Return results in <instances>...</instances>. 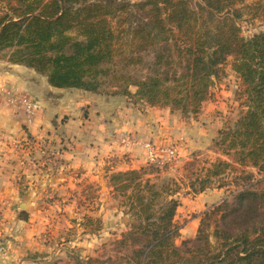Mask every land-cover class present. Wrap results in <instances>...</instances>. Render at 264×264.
<instances>
[{
    "label": "trees",
    "instance_id": "16d2710c",
    "mask_svg": "<svg viewBox=\"0 0 264 264\" xmlns=\"http://www.w3.org/2000/svg\"><path fill=\"white\" fill-rule=\"evenodd\" d=\"M0 59L54 89L122 97L191 120L216 102L229 69L242 111L212 140L228 160L192 170L181 185L196 197L227 190L220 183L232 179L237 192L193 217L192 240L176 244L181 186L151 180L162 168L113 172L107 181L133 221L125 263L264 264V0H0ZM139 66L148 71L142 80L129 74ZM109 84L115 90L104 93ZM93 224L99 232L86 220Z\"/></svg>",
    "mask_w": 264,
    "mask_h": 264
},
{
    "label": "crops",
    "instance_id": "0c3cea01",
    "mask_svg": "<svg viewBox=\"0 0 264 264\" xmlns=\"http://www.w3.org/2000/svg\"><path fill=\"white\" fill-rule=\"evenodd\" d=\"M3 87L28 94L40 111L32 127L25 131L22 114L9 108L0 96V264H69V246L75 242L59 245L63 233L58 223H66L67 228L71 224L80 226L82 205L73 195L82 189V184L97 183L100 206L107 207L111 189L106 175L144 168L147 156L143 143L162 147L177 138L189 143L187 148L200 149L201 142L210 143L218 133L212 110H208L218 109L217 102L206 107L207 116L203 115L202 122H185L168 109L139 111L122 97L51 88L45 77L0 59V88ZM125 134L134 136L137 145L122 146L119 138ZM27 139L49 142L59 163L47 162L44 168V163L37 162L41 159L36 150L29 158L30 151L16 144ZM221 191H206L191 203L181 198L177 214L181 208L194 206ZM207 203L200 213L216 204ZM124 220L123 217L120 222ZM198 221L193 219L185 227H191L192 235ZM79 241L78 254L85 252L82 247L90 250V244Z\"/></svg>",
    "mask_w": 264,
    "mask_h": 264
},
{
    "label": "rangeland",
    "instance_id": "374dc122",
    "mask_svg": "<svg viewBox=\"0 0 264 264\" xmlns=\"http://www.w3.org/2000/svg\"><path fill=\"white\" fill-rule=\"evenodd\" d=\"M253 25L254 26L251 29L255 30L260 27L261 23L259 21H256L255 23H253ZM225 72L226 76L220 82L216 83V88L214 89V99H216V102L218 103V109H208L209 111L212 110L210 113H212L213 115L214 123L216 125V128H218V131L224 130L227 127H232L242 111L240 102L237 99V95H235L236 89L238 87L237 79L229 69H226ZM129 74L135 79L142 80L146 78V76L148 75V71L146 67L139 66L137 68L130 69ZM113 86L115 85H106L102 90L104 91V93L110 94L112 90H115L113 89ZM130 90L134 92L136 88L131 87ZM134 109L140 111L141 106ZM175 115L178 116L180 120H183L185 122L189 120L179 112H177ZM203 115L207 116V114H204V112H200V114L197 116V119L201 120V122L202 120H205V117ZM45 143L47 146L46 148L50 152H53L48 156L47 154H41L37 148L27 147L25 143H20L17 146L24 147L29 150V158H33L34 152L32 150H36V152L40 154L41 159H37V162H39V164L44 163V168L47 167V162H53L57 165L59 163L57 153H55L52 145L49 146V142L45 141ZM188 144L189 143H186L181 139H174L173 142L170 143V146H174L177 148L176 158L172 160L167 166L163 167L159 171V174L151 180H154V182L157 184H163L170 180H176L181 186V195L178 196L177 199L180 202V199L184 198L187 200V202L191 203L193 202L194 197L186 196V188L182 187L181 185L188 183L189 180L192 179L189 177L190 172L192 170H200L201 168L205 169L209 164H212L218 160L225 161L228 159L220 152H217L213 149L212 141L210 143L201 142L199 145L200 149H190V147L187 148ZM34 162V160L30 161L32 165L37 166V164H33ZM190 164H192L193 166H190ZM43 167L39 166V169L43 170ZM249 171L251 172V170ZM108 176L109 175H106L107 178ZM220 185L229 188L227 190L223 189L219 194L214 193L211 197H209V199L202 200V202L197 203L194 206L190 205L188 207L187 205L184 208H181L178 214H176L174 220L176 226L181 230L184 229V232L181 231V238L176 242L178 246L181 244V242L192 240L195 237L196 232L194 235H192L190 229L191 227H185H187L188 223L192 222L194 216L198 217L202 214L200 212L203 210L204 206H206L204 205L205 201L209 204H216L207 207L203 212L207 211L215 205H218L224 199H228L230 201L232 197L231 195L237 192L236 186H233L232 184V179H227V181L220 183ZM82 186V189H84L85 192L83 193V191H81L82 189H79V191H76L73 195L75 201H80L79 204L82 205L80 206L82 207V210L79 213V218L80 220L82 219V224L77 228L73 227V224H71L72 227L69 225L70 227L67 228L68 225H66V223H58L59 231H62L63 233L60 237L62 239V241L60 242L63 243L59 242V245L64 244V242L67 243L69 241H72L73 243L75 242V244H71L69 246V264H128L125 263L124 260L126 259V257H130V253L132 252V249L129 247V238L132 233L130 224L133 221L130 215L126 214V209L122 205V203L124 202L123 199L118 198L117 200H115L112 191H110L111 196H109V199L111 200L108 202V206L101 208L100 205H102V202L98 201V199H100V188L97 183L87 185L82 184ZM87 188H90L91 191L85 190ZM257 189H261V186L257 187ZM209 191L211 192L212 190ZM123 217L125 218L124 222H120L121 218ZM86 218L90 219L93 222L96 221V225L97 227H99V232L91 233L90 230L95 229V224H93L92 226L86 225ZM69 231L73 232L70 233ZM85 236H89L90 238H86ZM79 239H83L88 244H90V250L87 249V247L85 249L84 247H82L81 250L85 252H83L82 254H78L77 251L80 250H77Z\"/></svg>",
    "mask_w": 264,
    "mask_h": 264
},
{
    "label": "built area",
    "instance_id": "2783aa9c",
    "mask_svg": "<svg viewBox=\"0 0 264 264\" xmlns=\"http://www.w3.org/2000/svg\"><path fill=\"white\" fill-rule=\"evenodd\" d=\"M0 96L9 108H13L22 114L25 131L32 127L34 120L39 114L40 107L28 94L15 92L12 88L3 87L0 88ZM16 142L14 141V143ZM119 143L122 146L131 148L136 146L138 141L131 134H125L120 136ZM16 144L19 145L20 143ZM25 144L29 148H37L41 154H47V156L53 153L46 148L44 141L27 139ZM143 147L147 156V164L158 168L167 166L177 155V148L170 145L156 147L152 142H146L143 143Z\"/></svg>",
    "mask_w": 264,
    "mask_h": 264
}]
</instances>
